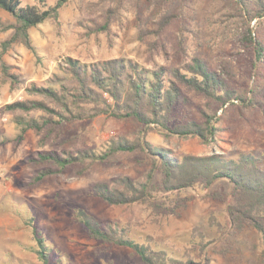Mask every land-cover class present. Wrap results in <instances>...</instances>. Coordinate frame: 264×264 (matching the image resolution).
Returning <instances> with one entry per match:
<instances>
[{
	"label": "rangeland",
	"instance_id": "rangeland-1",
	"mask_svg": "<svg viewBox=\"0 0 264 264\" xmlns=\"http://www.w3.org/2000/svg\"><path fill=\"white\" fill-rule=\"evenodd\" d=\"M60 20V28L45 21L30 29L38 58L21 44L4 55L20 83L12 88L0 80V264H36L31 229L25 223L31 215L47 241L62 253L65 264H143L128 247L90 238L75 216L77 206L103 222L128 227L135 239L151 235L197 260L203 254L196 228L209 241L206 254L210 264H262L259 234L251 228L235 232L226 227L225 203L219 198L197 195L178 215L162 216L139 204L110 205L88 190L96 182L111 183L122 175L143 180L150 167L149 155L143 151L75 164L61 174L32 182L42 167L33 161L39 152L83 148L101 152L113 136L137 140L141 128L133 118L100 115L63 121L50 134L46 129L40 133L29 129L16 141L19 127L3 105L38 98L25 91L32 82L57 88L68 77L62 68L66 57L83 63L129 58L147 69L184 68L194 58H201L217 72L226 70V81L242 96L252 98L253 104L246 106L242 100L232 99L222 105L181 84L187 100L185 115L202 120L203 111L215 113L217 140L205 144L197 137L169 134L154 124L145 139L178 155L258 152L264 149V61L253 65V52L243 47L242 35L249 26L264 41V16L249 18L236 0H67ZM90 20L107 26L94 31L85 26ZM0 21L14 20L0 9ZM11 32L0 33V42ZM59 78L62 80L57 81Z\"/></svg>",
	"mask_w": 264,
	"mask_h": 264
},
{
	"label": "trees",
	"instance_id": "trees-1",
	"mask_svg": "<svg viewBox=\"0 0 264 264\" xmlns=\"http://www.w3.org/2000/svg\"><path fill=\"white\" fill-rule=\"evenodd\" d=\"M236 1L249 18L264 16V0ZM66 3L67 0H55L52 4L46 0L25 4L22 0H0V9L14 20L0 21V33L12 30L0 42L1 82L17 87L19 76L12 71L4 55L13 45L21 44L38 58L30 29L45 21L60 28V10ZM85 26L96 31L98 27L106 28L107 24L100 25L90 20ZM242 44L253 52L254 66L264 61V41L260 36L255 37L249 26L243 32ZM62 68L68 77L57 88L32 82L25 86V91L38 98L25 97L3 105V110L19 127L16 141L21 140L29 129L37 133L46 129L50 134L63 121L93 119L100 115L133 118L140 124L141 135L137 140L113 136L101 152L91 148L41 151L33 159L42 166L33 176V183L61 174L75 164L104 161L115 158L119 153L143 151L150 158V167L143 180L122 175L111 183L96 182L88 190L110 205L139 204L162 216L178 215L197 195L219 198L225 203L226 227L235 232L251 228L259 234L262 246L259 259L264 264V149L242 151L236 156L214 151L207 155H178L145 139L150 125L154 124L169 134L197 137L205 144L215 142L219 131L215 113L203 111L202 120L188 118L184 113L187 100L180 85L222 105L232 102V99L242 100L246 106L252 105V98L242 96L226 81L229 77L226 70L217 72L201 58H194L184 68L159 66L147 69L132 59L122 57L89 63L66 57ZM74 213L90 238L128 247L143 264H210L206 254L209 241H204L197 228L198 236L202 237L199 248L203 254L198 260L189 252L170 249L151 235L135 239L128 227L116 221L103 222L82 206L75 207ZM25 223L31 229L36 264H65L64 256L47 241L34 216L27 217Z\"/></svg>",
	"mask_w": 264,
	"mask_h": 264
}]
</instances>
